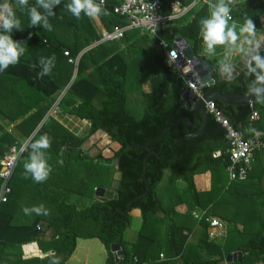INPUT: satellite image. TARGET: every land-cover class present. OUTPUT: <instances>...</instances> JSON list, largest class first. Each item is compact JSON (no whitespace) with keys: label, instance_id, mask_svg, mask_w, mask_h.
<instances>
[{"label":"trees","instance_id":"16d2710c","mask_svg":"<svg viewBox=\"0 0 264 264\" xmlns=\"http://www.w3.org/2000/svg\"><path fill=\"white\" fill-rule=\"evenodd\" d=\"M160 1L162 13L168 14L173 0ZM230 1L225 4L228 6ZM94 2L101 9L98 18L106 29L126 24L125 19L113 14L112 9L118 0H106L103 7L99 0ZM69 3L71 0H61L59 5L53 6L55 15L48 17L51 31L46 30L43 23L32 26L28 21L26 26L31 28L32 41L37 42L31 47L32 56L21 55L18 63L0 71V76L11 77L21 84L33 101L26 111H34L17 125V129L28 137L53 104L51 96L71 82L76 69L75 79L59 107L68 115L88 121V137L100 132L114 146H109V156H105L101 149L90 155L83 149L87 137H75L48 118L30 139L27 151L19 161L25 163L31 152V143L47 134L51 138L49 149L54 155L51 164H65L63 170L54 172L55 175H67L68 166L79 164L82 179L91 182L90 187L82 182L80 189H89L91 199L95 188H110L117 171L121 173L119 186L112 199L105 202L91 200L87 204L84 201L80 208L77 203L67 202L62 192L52 187L45 202L54 210L48 211L50 215L42 229L37 226L40 218H35L31 225H13V216L5 208L13 196L11 188L8 201L0 205L1 259L12 253L7 249L9 246L37 242L42 256L24 259L20 255L15 264H66L78 239H98L106 251L107 264H264V151L255 153L247 178H256L257 181L229 183L225 170L227 134L211 114L207 116L203 132L195 137L179 139L180 135L200 129V117L194 127L181 122L178 130L155 140L179 118L193 119V111L180 105L181 93L186 87L184 78L166 59L158 41L147 33L129 31L120 40L96 44L100 35L90 17L82 11L77 18L67 10ZM35 4L36 0H29L30 6ZM232 12L242 24L246 18L252 19L255 30H260L264 0H246ZM206 17L207 5L201 4L191 20L173 30L187 41L195 55L204 42L201 21ZM65 50L71 57L80 55L76 68L67 62L63 55ZM256 55L264 58V42ZM53 56L55 66L49 75L41 78L39 73L44 67L41 58L47 64ZM250 67L256 68L253 58L236 77L227 81H219L214 72V83L202 88L201 92H254L262 84L256 83V74L250 72ZM256 71L264 75V71L258 68ZM145 85L148 90L144 89ZM24 99L18 93L17 101L25 104ZM134 102L138 103L137 110L143 105L139 115L133 113ZM214 103L244 138L249 136L250 116L255 110L259 118L251 125L264 138V95L251 104L230 106L218 100ZM21 115L14 114L9 122ZM149 142L153 150L151 154L146 147ZM14 144H17L14 136L4 132L0 125V158ZM214 153L219 156L213 157ZM115 159L118 160L117 168ZM52 170L51 167L49 174L54 175ZM165 171H169L168 182L158 190ZM207 172L210 174V188L200 190L195 182L196 175ZM180 181L183 187L178 188L176 185ZM146 182L149 189L142 197ZM133 209L140 211L141 226L136 240L127 246L123 235L131 224ZM194 210L201 211L200 220L192 216ZM213 217L228 227L224 239L208 238L210 226L207 218ZM47 231H51V236L44 240ZM113 244H118L124 251L117 263L111 251ZM233 252H242L241 260L226 262L227 255Z\"/></svg>","mask_w":264,"mask_h":264},{"label":"crops","instance_id":"0c3cea01","mask_svg":"<svg viewBox=\"0 0 264 264\" xmlns=\"http://www.w3.org/2000/svg\"><path fill=\"white\" fill-rule=\"evenodd\" d=\"M179 1H180L181 5L186 8V11L183 13L182 16L173 20L169 24V26L165 30V32L162 34V38L164 39V41L168 45V49H169V43L167 42L166 37L172 36L173 40H172V49L171 50H173V47H174L176 41H179L175 38V36L178 34H174V32H173L174 27H177V26L191 20L194 13L200 9L201 4L207 5V17L206 18H209L210 17V8L213 6H216L220 3V0H206V2H199L198 0H179ZM227 1L228 0H224V2H227ZM245 1L246 0H232L229 2L231 4L230 5L228 4V7L230 10H231V8L233 10V8L239 6L240 4L244 3ZM0 3L3 4L4 0H0ZM12 5L14 8L16 17L21 21V28H22V30L14 29L13 33H12V38L15 41L21 42L22 46L25 47V53L23 54V56L31 57L32 56L31 52H30V50H32L31 47H34V45L37 42L32 41L33 34H31V28L28 29V26H26V25H28L27 24L28 21H30V18L28 15V10H27V8H20V7L16 6L15 0H13ZM32 6H34V5H32ZM39 10H41V9H39ZM232 10L230 11V15L232 18L229 21V26H231L233 23L235 24V28H236L237 34L239 36V39L233 43L225 44L223 46L217 45L213 49H209L207 47L206 43L203 42L200 46V49L198 50V53L195 55L197 58L205 60L210 65L214 66L215 67L214 72H216V75H217V73H219V77L221 75L222 78H224L223 74H226V75L231 77L230 79L236 77L244 68H246V66L248 65L250 60L256 54L258 48L264 42V29L262 28V26H261L260 30H255L256 31L255 37H248L247 34L240 32V28L242 27L243 24H242L241 20L236 15L233 14ZM263 17H264V15L260 16V18H259L260 23H261V19ZM90 19H91L96 31L99 33V35L104 30H107L103 26V24L100 21V19L98 18V16L90 17ZM178 36L181 37L180 35H178ZM246 40L251 42V47H249L248 43H245ZM239 46H243L245 51L244 52L237 51V48ZM251 48L256 50L255 53L252 54L250 52ZM247 53H248V56H247ZM250 54H252L251 57L249 56ZM74 72H75V69H74ZM233 72H237V75L232 76ZM74 79H75V77L73 78V80ZM217 79H218V77H217ZM220 81H227V80L223 79ZM184 82H185V85L187 87L188 82H187L186 78H184ZM70 84H71V82L67 85H64L62 88L57 90V92L55 94H53L51 96V99H53V101H54L53 104L47 109L46 113L44 114L43 119L38 124V126L35 128V130L33 132H31V134L27 137V136H25L24 132H22L20 129H17V125L21 121L26 119L34 111V109H32L30 112L26 111V108L28 106H30V104H32L33 101L31 100L27 90H25L21 84H19L15 80H13L11 77L3 78L0 76V89L3 90V95H2V97L0 96L1 97V99H0L1 100L0 101V125L4 128V132H6L9 135H13L15 138V142H17V144L20 145L21 143L26 142L27 140L30 141V139L35 135L37 130L43 125V123L48 118H52L53 120L58 122V124L60 126H62L64 129H66L73 136L78 137V138L88 137L89 128H90L88 121L80 120L74 116H71V115L64 113L60 109L59 104H58L57 111H56L57 113L55 115L49 116V112H50L52 106L56 102H58V101L60 102L62 100L64 95L69 90ZM208 86H210V85H208ZM208 86H206V87H208ZM144 89L148 90V85H145ZM18 93L22 94L25 97V99H24L25 104H22L21 101H19V102L17 101L18 100ZM4 112H5V114H9V116L8 115L5 116ZM19 113H22V115L19 116L16 120H13V122H9L11 116H13L14 114H17V116H18ZM199 117L201 118V116H199ZM251 126L252 125L250 123L249 124V130H250ZM246 131L248 133V130H245L244 132H246ZM25 132H26V130H25ZM14 145H16V144H14ZM110 147H113V145L110 144ZM63 150H64V148H63ZM87 153H88V151H87ZM90 155H91V153H90ZM19 160L17 162L16 169H15L13 176L11 178V181H10V187L13 189V196H12L13 198L15 197V199H17V200H23V198H18V196L24 195L25 193L30 192L29 195H26V196L30 197V198H27L28 201L30 200V201H36V202H38V201L45 202L47 200V196H48L47 194H50V192H51V188L56 187L65 196L67 202H70V203H78L79 202L77 204L78 208L82 207V203H84V201H85V204H87V203L91 202V200H95L94 194H95L96 188L94 189L93 199H91L89 196V194H90L89 189H87V190L84 189L85 192L82 188L80 189L82 182H84L85 185L87 184L86 186H88V187H90L91 182L89 180H87L85 182V180L82 179L79 164H71L70 166H68V169H70L69 174H67V175L61 174L58 176V175H55L54 172L58 171L57 169H61L60 164H64V163L58 162L56 164L55 163L51 164L50 159H47L49 166L53 168L52 171H53L54 175L49 174L47 180L40 182V183H37L33 180L32 175L30 173L29 174L25 173L24 162L22 163V161H19ZM263 166H264V157H263ZM200 177H203L200 179L202 184L200 186L201 188L197 185L198 188L200 190L201 189L208 190L210 188V174L207 172ZM247 181L255 182V181H257V179L256 178L255 179H249ZM259 181H261L260 178H259ZM27 184L31 185L32 187L34 186V189H32L30 191L23 192V188H25V186ZM23 185H25V186H23ZM44 185H45V187H44ZM263 186H264V183H263ZM42 187H43V189H42ZM24 199H25V197H24ZM46 211H47V208L44 209V207H43L41 214L39 213L38 214L39 216H37L38 218H40V220L37 222V226L40 227L41 229H42L41 220H44V223H42V224H44L43 225V227H44L46 224L45 223L46 218H48L50 215V214H48V212L45 213ZM130 215L132 217H136L138 219H141L140 211L138 209H133L131 211ZM12 222L14 223V217H12ZM14 224H17V223H14ZM238 227H239V229H242L241 226H238ZM227 232H228V229L226 231V234H227ZM50 236H51V231H47L46 234L44 235L43 239L47 240L50 238ZM77 242H78V240H77ZM30 244H32V243H30ZM30 244H29L28 257H26L25 259H29V258H33V257H37V256H42L41 251L39 250L37 245L33 244L31 246ZM77 245L78 244L76 243V248H77ZM105 254H106V251H105ZM18 257H19V253L13 252V253L9 254V256L7 258L2 259V260L4 262H6L7 264H15ZM71 257H72V255H71ZM71 257L69 258V260L71 259ZM22 258H24V257H22ZM69 260L66 262V264H69V262H70ZM104 263L107 264L106 263V257H105ZM82 264H93V263L89 259H85V260H83Z\"/></svg>","mask_w":264,"mask_h":264},{"label":"built area","instance_id":"2783aa9c","mask_svg":"<svg viewBox=\"0 0 264 264\" xmlns=\"http://www.w3.org/2000/svg\"><path fill=\"white\" fill-rule=\"evenodd\" d=\"M198 1L206 2V0ZM105 2L106 0H99V5L103 7ZM162 7L163 4L160 0H118V3L113 7L112 11L117 17L125 19L126 24L113 25L110 29L104 30L100 33V40L96 44L120 40L129 31L147 33L158 41L159 47L164 50L166 59L184 77L191 69L188 68L190 61L184 54L183 43L176 41L173 50H169L168 45L162 38V34L173 20L183 15L186 8L181 5L179 0H173L170 3L168 14L162 13ZM63 55L67 58L69 64L74 65L75 68L77 67L80 55L71 57L67 50L63 52ZM188 86L193 90L194 97L197 99L202 98L203 93L200 88L190 83H188ZM58 104L59 101L52 106L49 116L57 113ZM205 107L207 113L213 116L214 120L224 128L227 134L228 147L226 154L228 155V159L225 170L228 182L237 183L246 181L252 169L255 153L264 151V138L252 126L249 130V136L244 138L241 132L230 124L223 111L216 107L214 100H208L205 103ZM258 118V113L255 110L252 111L250 123L252 124ZM27 145L28 142L13 145L0 158V205L8 201V197L11 194V178L18 160L27 151ZM218 156L219 153L213 154V157ZM192 216L197 220L201 218L195 212L192 213ZM207 221L210 226L208 234L210 240L225 237L227 227L220 219L213 217L207 218ZM160 258L163 259V256L160 255ZM0 264L7 263L0 257Z\"/></svg>","mask_w":264,"mask_h":264},{"label":"clouds","instance_id":"9594fccd","mask_svg":"<svg viewBox=\"0 0 264 264\" xmlns=\"http://www.w3.org/2000/svg\"><path fill=\"white\" fill-rule=\"evenodd\" d=\"M61 0H36L35 6H29V0H15L16 6L20 8H27L28 15L32 26H37L43 23V27L51 31V25L48 22V17L55 15L52 11L54 5H59ZM69 12L79 18L80 13L83 11L90 17L100 15L101 9L94 2V0H71V3L66 5ZM39 9H43L41 12ZM229 7L220 0V3L210 8V17L203 19L202 33L203 39L209 49L215 48L217 45H225L233 43L239 39L235 24L229 26L231 20ZM14 29L21 28V21L16 17L11 0H4L0 4V71L6 70L10 65L16 64L19 57L25 53V47L21 42L15 41L12 38ZM241 33L247 34L248 37H255V24L252 19L246 18L244 24L240 28ZM245 43L251 47V42L246 40ZM237 51L244 52L243 46H239ZM55 56H53L47 64L44 63L43 57L40 63L44 65L43 70L39 73L42 78L51 73L52 68L55 66ZM256 68L250 67V72L256 74V83L264 84V75L256 71L260 69L264 71V58L256 55L253 57ZM33 68L35 65L32 66ZM259 93L261 89H256ZM51 138L44 134L39 139L31 143V152L27 161L24 163V170L26 174H31L35 182L40 183L47 180L51 167L45 158L44 151L50 148ZM39 212L40 209H35Z\"/></svg>","mask_w":264,"mask_h":264},{"label":"water","instance_id":"95a60500","mask_svg":"<svg viewBox=\"0 0 264 264\" xmlns=\"http://www.w3.org/2000/svg\"><path fill=\"white\" fill-rule=\"evenodd\" d=\"M231 3H229L230 5ZM261 26L264 29V17L261 19ZM175 38L179 41H181L184 45V54L186 58L190 61L189 67L191 71H189L184 78H186L187 82L190 84H194L195 87L197 88H203L208 85H211L214 83L213 79V72L215 71V67L210 65L208 62L205 60L199 59L195 56L193 53L192 49L190 48L189 44L187 43L186 40L182 39L178 35L175 36ZM255 49L251 48L250 52L253 54L255 53ZM176 52V51H175ZM174 53V52H173ZM252 54L249 56L251 57ZM248 56V53H247ZM185 66V65H184ZM237 72H233L232 76H236ZM224 78L217 73L218 80H230V76L223 74ZM258 89H261L259 93L255 90L252 93L248 94H228V93H215L212 91L203 93L202 98L197 99L194 97L193 90L190 89L189 86L185 87L182 90L181 93V99H180V105L184 106L186 109L189 111H193V119H190L189 117L183 116L179 118L176 124H174L171 128L168 130L164 131L159 137H157L155 140L163 137L167 133L171 131H175L179 129V126L181 122H185L189 127H194L198 123L199 116L202 118V125L200 129L195 132V133H189L184 136L180 135L179 139L181 138H191L199 135L201 132H203L206 121H207V116L208 113L206 111L205 103L208 100H218L221 102L223 105H230V106H237V105H242V104H248L253 102L256 98H258L261 95H264V84H262ZM151 142H149L146 147L149 151V154L153 153V150L149 147ZM147 158L145 159L146 162ZM145 164V163H144ZM114 166L115 168L118 167V160H114ZM145 167V165H144ZM145 176V175H144ZM121 178V173L119 171L115 172L113 175V181L111 183V186L109 189L106 188H101L97 187L95 189V200L98 202H105L107 200H110L114 197V190L118 188L119 186V181ZM145 178V177H144ZM146 180V179H145ZM149 189V184L146 182V191L142 195L146 196L147 191ZM130 208V205L129 207ZM159 216H162V214H159ZM111 251L114 253V258L116 263L124 256V251L120 249V246L118 244H113L111 246ZM242 258V252H233L227 255L226 257V262H238Z\"/></svg>","mask_w":264,"mask_h":264},{"label":"rangeland","instance_id":"374dc122","mask_svg":"<svg viewBox=\"0 0 264 264\" xmlns=\"http://www.w3.org/2000/svg\"><path fill=\"white\" fill-rule=\"evenodd\" d=\"M166 40L169 43V50H171L172 49V40H173L172 36L166 37ZM75 76H76V71L73 73L71 82L73 81V78ZM137 104L138 103L134 104V106H136V108H133L134 109L133 113H135L136 115H139L141 113V110L143 109V105L141 104L140 105L141 107L138 106V110H137ZM139 107H140V109H139ZM26 142H29V141L27 140ZM110 144L114 146L113 143H110V140L106 135H104L100 132H97L96 134L87 137V140L84 143L83 149L85 151L90 152L91 155L96 154L101 149L102 153L105 156H109L110 152H111V150L109 149ZM43 151H44L46 159H50V160L54 159V155L50 151V149L43 150ZM64 166H65V164H60L61 170L64 169ZM69 171H70V169H68V174H69ZM200 176H202V175H196V178H195L196 185H198L199 187L202 184L200 179L203 178ZM168 177H169V171H165L163 178H162V181L159 184L158 190L162 189V187H164L167 184ZM23 186H25V185H23ZM176 186L178 188H181V187H183V183L178 182ZM32 189H34V186L32 187L31 185L27 184L25 186V188H23V192L30 191ZM29 194H30V192L25 193L24 195L18 196V198H23V200H17V199H15V197L14 198L12 197L10 199V204L5 207V208H8L10 210L11 215L14 217V223H17L15 225H19V224H24L25 226L31 225L33 220L35 221V218H38L37 217V216H39L38 214L39 213L41 214L43 207H44V209L47 208V211L45 213H47L48 211L50 212V210H54L51 207V205L48 204L47 202H43V201L36 202V201H30V200L28 201L27 198H30V197H28L26 195H29ZM24 197H25V199H24ZM163 198L166 199V197H162V199ZM37 208L40 209L39 212L35 211V209H37ZM193 212H195L197 215L202 214L200 210H194ZM14 223H13V225H14ZM42 223H44V220H41V226L43 228L44 224H42ZM140 226H141V219H138L136 217L131 216V224L126 229V231L124 232V235H123L124 241L126 242L127 246H129L131 243H133L136 240L137 233L140 229ZM164 235H163V237H164ZM225 237H226V235H225ZM33 244L37 245V247H38L37 242H33L30 245L32 246ZM77 244H78L77 248L75 249L74 253L72 254V257L69 260L70 261L69 264H82L83 260H85V259H89L93 264H105L104 263V260L106 257L105 249L98 239H78ZM162 246L165 247L164 245H162ZM10 247H12V248H10ZM8 248L10 251H12V253L13 252L19 253V256L21 255L22 257H24V259L26 257H28L29 244H25V245H21V246H18V245L9 246V247H7V249Z\"/></svg>","mask_w":264,"mask_h":264}]
</instances>
